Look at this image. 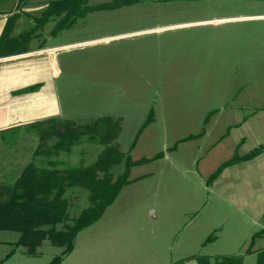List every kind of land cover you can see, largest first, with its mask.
<instances>
[{"label":"rangeland","instance_id":"374dc122","mask_svg":"<svg viewBox=\"0 0 264 264\" xmlns=\"http://www.w3.org/2000/svg\"><path fill=\"white\" fill-rule=\"evenodd\" d=\"M49 1L26 0L16 9L17 0H4L0 20L14 14L13 31L28 30L30 16ZM57 20L28 43L81 42L65 50L88 97L79 103L122 116L117 142L133 159L162 153L131 168L132 180L77 234L60 264H199V255L214 264L223 254L256 264L264 247V234L251 243L264 230V151L209 176L235 153L264 145V0H135L91 10L54 34ZM181 22L189 23L154 29ZM150 111L153 120L139 133ZM16 135L0 133V164L16 153L24 164L42 158L33 156L37 134ZM101 148L85 139L59 159L89 163ZM18 237L0 230V264H47L62 252L45 240L30 255Z\"/></svg>","mask_w":264,"mask_h":264},{"label":"trees","instance_id":"16d2710c","mask_svg":"<svg viewBox=\"0 0 264 264\" xmlns=\"http://www.w3.org/2000/svg\"><path fill=\"white\" fill-rule=\"evenodd\" d=\"M3 1L0 0V4ZM88 1H49L38 15L30 16L32 25L29 29L11 40L18 46L17 49H25L29 39L41 34L38 31L53 19L58 18L52 29L55 34L71 27L77 18L91 10L116 8L135 0H114L96 6H90ZM24 2L26 0H17L16 9ZM14 18V14L7 18L0 38V53L2 40L13 30ZM152 118L153 113L149 120ZM122 122V116L93 115L65 119L48 117L29 123L39 139L33 156L39 155L42 158L30 160L13 180H0V230L17 231L19 237L16 244L24 246L30 255L37 254L45 240L62 247L61 254L47 263L60 264L73 250L77 234L97 221L115 201L122 188L131 181V168L162 155L160 152L151 158L133 159L128 152L123 151L117 142ZM203 133L189 135L185 139ZM84 138L102 146L92 162L85 163L82 160L67 164L59 159L61 155L71 153L74 146ZM262 151L264 145L243 155L235 153L223 161L209 177L214 179L227 166L249 160ZM121 163L125 164V168L115 175L112 169ZM81 198L83 204L77 202ZM263 234L264 230L256 232L251 243ZM248 252H251V248ZM198 258L199 264H212L209 256L199 255ZM214 260V264H242L243 256L223 254L215 256ZM256 264H264V247L257 250Z\"/></svg>","mask_w":264,"mask_h":264},{"label":"crops","instance_id":"0c3cea01","mask_svg":"<svg viewBox=\"0 0 264 264\" xmlns=\"http://www.w3.org/2000/svg\"><path fill=\"white\" fill-rule=\"evenodd\" d=\"M7 18L4 15L0 20V38ZM187 23L189 22L167 24L154 27V29L178 27ZM22 32L20 30L9 31L1 43L0 133H16L18 135H16V140L19 141L23 134H36L29 123L44 118L85 117L94 113V115H113L97 114L96 108L82 106L79 103L87 102L88 97L81 94V81L79 83L75 82L76 78L73 79L75 76L72 74L74 66L65 50L71 45L81 42L51 44L50 41L43 38L34 45L27 42L25 49H17L18 46L11 38ZM11 48L13 49L10 50ZM77 86H79V90H77ZM29 87L33 88L23 90ZM151 113L153 112L150 111L148 118L141 125L139 133L153 120V118L149 120ZM134 144L135 140L131 144L130 150ZM28 162L24 164V157L16 153L15 157L0 164V169L2 166L4 167L3 170H0L1 177L13 173L15 178Z\"/></svg>","mask_w":264,"mask_h":264}]
</instances>
